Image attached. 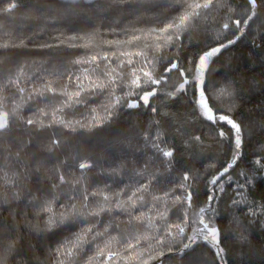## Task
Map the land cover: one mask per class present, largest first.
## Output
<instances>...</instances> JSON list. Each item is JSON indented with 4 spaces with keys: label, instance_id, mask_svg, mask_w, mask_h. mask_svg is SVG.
Masks as SVG:
<instances>
[{
    "label": "trees",
    "instance_id": "trees-1",
    "mask_svg": "<svg viewBox=\"0 0 264 264\" xmlns=\"http://www.w3.org/2000/svg\"><path fill=\"white\" fill-rule=\"evenodd\" d=\"M10 2L19 6L12 13H3L2 9ZM218 3L220 7L210 12L195 30L184 34L180 47L167 48L161 53L164 59L156 68L157 76L163 73L170 60L176 58L191 78L190 69L198 63L203 52L220 42L216 36L222 31L223 23L228 22L230 28L221 39L234 36L231 20L246 15L250 6L247 0H218ZM167 4L168 0H129L125 4H120L119 0H96L91 8L82 2L75 12H68L61 0H0V43L19 44L23 40L27 45L0 49L3 53L0 55V97L3 98L0 111L11 113L17 105H23L17 111L21 119L10 116L12 132L0 138V177L7 173L14 182L13 186V183L0 179V264H57V248L74 239L86 223L79 217H70V222L49 230L48 213L42 206L46 201H53L52 207L59 214L74 203L77 210L87 211L82 209L85 201L80 195L85 188L89 193L109 194L110 203L114 204L116 192L124 189L122 198L126 200L131 191L152 179L151 187L156 195L170 193L168 220L178 221L184 205H173L171 197L183 196L178 185L183 182L185 173L198 177L189 189L193 193L194 209L204 206L210 193L215 192V222L222 229L226 264H264V168L256 164L257 160L264 164V0H258V15L250 22L245 34L213 58L207 73L213 88L231 85L235 89L231 110L227 100L220 104V108L244 129L242 154L231 170L232 178H221L223 192L209 185L208 180L232 158L233 144L230 139L219 137L217 128H222L229 138L232 134L227 124L210 126L197 116L193 91L180 93L175 98L158 93L153 98L157 108L155 113L144 106L128 109L122 103L111 120L91 130L79 125L72 132L58 125L40 129L36 125L24 124L29 118L47 123L50 115L44 116L41 109L50 114L66 99L47 92L43 97L32 95L28 99L30 93L49 80L57 92L65 84L69 85V91L75 90L68 75H80L84 69L91 70L94 66L77 65L72 61L86 54L115 52L117 45H109L108 41H126L135 29L162 26L164 18L176 11V7ZM161 9H164L163 14L157 15ZM90 34H95V40L89 48H68L60 43L75 36L77 39L72 43L80 45L87 42ZM44 44L53 47L42 48ZM126 47L131 50L135 45H120V48ZM148 55H152L151 49ZM115 63L113 59V65ZM21 68L24 75L20 77L19 87L25 89L23 98L17 87L10 83ZM127 70L126 65L124 71ZM167 75V86L161 84L160 88L171 91L181 78L172 73ZM81 99L85 103L64 109L66 120L88 124L96 114L92 109L104 115L103 106L108 99L105 94L84 93ZM157 120L159 125L155 123ZM158 128L164 133L167 146L175 150L171 167L144 139L147 134L151 140ZM195 136H199L202 143L195 141ZM53 139H58L60 144L49 151ZM83 160L93 162L94 166L81 170L78 164ZM82 171L85 172L83 177ZM138 172L143 176L137 175ZM239 172L245 175H239ZM59 174L64 175L65 183L59 182ZM247 178L251 183L244 188L238 187ZM143 195L146 213L152 203L157 207L162 205L161 201H153L148 192ZM234 200L244 202L234 204ZM97 202H103L102 196H89L87 204L96 208ZM139 210V202L136 209L129 208L135 214ZM89 220L99 221L96 227L105 237L111 234L119 240L145 230L144 224L135 220L129 222V216L119 210L105 212L100 217L91 216ZM109 222L111 227L104 232ZM156 223L162 225L163 221L157 220ZM91 236L92 233L89 240ZM102 239L97 237V241ZM13 242L14 247L10 248ZM174 247L178 248L179 244ZM117 248L124 252L114 243L113 250ZM95 250V242L86 244L75 264H85ZM189 259L199 261V264L205 261L212 264L214 254L201 245L198 252L183 261L175 252L166 251L150 264H188Z\"/></svg>",
    "mask_w": 264,
    "mask_h": 264
},
{
    "label": "snow or ice",
    "instance_id": "snow-or-ice-1",
    "mask_svg": "<svg viewBox=\"0 0 264 264\" xmlns=\"http://www.w3.org/2000/svg\"><path fill=\"white\" fill-rule=\"evenodd\" d=\"M82 2L86 3L90 8L96 4V0H61L62 6L68 12H75L78 5ZM128 2L129 0H119L120 4ZM247 3L250 8L246 15L231 20V26L235 33L234 36L228 39H221L223 33L227 32L230 28L228 22L223 23L222 31L218 32L216 36V39L220 42L203 52L198 59V63L190 69L191 78H189V75L185 69L180 67V63L176 58L170 60L163 69V73L157 76L156 68L160 60L164 59L161 53L167 48L180 47L184 34L195 30L198 24L207 19L210 12L215 11L220 5L218 0H168L167 6L176 7V11L164 18L162 26L135 29L130 33V38L126 41H108L109 45H117L115 52L86 54L72 61L77 65L89 64L94 66L91 70L84 69L80 75H76L75 73L68 75V80L75 85V90L69 91V85L65 84L57 92V89L53 87V82L49 80L40 89L30 93L28 99H31L32 95L43 97L46 92L52 95L59 94L65 96L66 99L62 100L60 107L55 108L50 114L41 109L44 116L50 115L47 123L42 119L33 120L29 118L24 120V124L26 126L36 125L40 129L58 125L72 132H75L77 130L76 126L79 125L81 128L91 130L94 127H102L105 122L111 120L112 116L116 114L115 110L122 103L128 109H139L141 106H144L155 113L157 112V108L154 106L156 101L153 98L157 97L158 93L166 95L169 98H175L180 93L186 94L189 91H193L194 110L197 116L209 122L210 126H218L222 123L227 124L232 134L231 138H229L222 128H217L218 136L225 140L230 139V142L233 144L232 158L208 180L209 185L223 192L224 189L220 181L222 177L228 180L232 178L231 170L236 167L237 161L242 154L244 129L241 123L237 122L236 119L220 108V104L227 100L229 101V111L231 110L233 98L236 94L235 89L231 85L213 88L212 81L207 76V73L213 58L218 56L224 49L230 47V45L235 44L245 34V30L249 28L250 22L257 17V9L260 6L258 0H247ZM18 6V3L10 2L2 11L3 13H12ZM163 11L164 9H161L157 15H162ZM231 11L232 9L229 8V12ZM76 39L77 37L73 36L69 37L67 41L61 40L60 43L65 44L68 48H89L95 40V34H90L87 42L80 45L72 43ZM121 44L135 45V47L131 48V50L127 47L120 48ZM18 47H27V45L23 40L19 44L10 42L0 43V49L2 50ZM41 47L50 48L53 46L44 44ZM149 49L152 51L151 56L148 55ZM2 54L0 53V55ZM113 59L116 60L115 65H113ZM101 61H103V67H101ZM126 65L128 66V70L125 72ZM98 70L99 74L97 75ZM168 73L179 75L181 78L180 82L171 91H165L160 88L161 84L167 86ZM23 75V69L21 68L16 79L10 81V83L17 87L22 98L25 89L19 87V83L20 77ZM118 89H122L123 91L118 92ZM84 93H88L89 95L105 94L108 97L103 106L104 115H100L96 112V109H92L96 114L91 117L88 124H84L82 121L73 122L66 120L64 118V109L85 103L81 99ZM132 97H135V99H132ZM2 102L3 98L0 97V103ZM21 107H23L22 104L17 105L16 109H13L11 113L0 111V138L7 136L13 130V121L10 119V116L16 120L21 119V117L17 116V111ZM155 123L159 125L160 121L157 120ZM144 139L160 157L164 158L167 166L171 167L175 150L167 146V142L164 141V133L158 128L151 140H149L147 134H145ZM193 139L202 143L199 136H195ZM59 144L60 141L58 139H53L49 151L52 150V147H58ZM256 164L264 168V164H261L260 160H257ZM93 166V162L89 160H83L78 164L81 170L90 169ZM84 175L85 172L82 171L81 177ZM137 175L143 176V173L138 172ZM239 175H245V173L239 172ZM152 178H155V174H153ZM0 179H3L5 183L11 182L14 186V182L7 176V173H4ZM197 179L198 177H192L185 173L182 177L183 182L178 185L183 190V196L176 195L171 197L173 205L176 203L184 205L179 213V220L175 222L168 220V213L171 211L169 207L170 193L165 192L163 196L156 195L151 187L152 179H149L147 183L140 184L134 191H131L126 200L122 198L124 189L116 192L114 195L117 199L114 204L110 203L111 197L109 194L103 192L97 193L96 191L89 193L85 188L81 191L80 195L85 201L82 209H87V211L77 210L76 205L72 203L67 206L64 212L57 214L52 207L53 201H46L42 207L48 213L47 228L49 230L70 222V217H79L86 223V227L76 233L74 239L66 241L61 247L57 248V264H75L76 258L83 252L85 245L91 242H95L96 250L92 255L87 257L85 264H121V262L123 264H150L153 259L162 257L166 251L169 253L175 252L183 261L184 258L192 257L198 252L201 245L206 246L213 252L214 259L212 264H224L225 248L222 245L221 239L222 229L215 222V210L213 207L217 198L213 190L204 206H198L194 209L193 193L189 189L192 187V182ZM59 182L61 184L66 182L63 174H59ZM250 183L251 179L247 178L244 184H239L238 187L244 188L245 185ZM56 186L53 185V187ZM145 192L151 195L153 201H161L162 205L157 207L155 203H152L146 213L143 195ZM98 195L102 196L103 202H97L96 208H90L87 204L89 196L95 198ZM138 202L140 203L139 213L130 212L129 208L136 209ZM241 202L244 201H233L234 204ZM114 210L126 213L129 216V222L135 220L137 223L144 224L145 230L137 232L131 237L125 235L122 240L111 234L105 237L99 228L96 227L99 221H91L89 217H100L101 214L105 212L112 213ZM153 211L154 215L148 214L153 213ZM157 220L163 221V224L158 225L156 223ZM109 227H111L110 222L106 223L104 232H108ZM94 228L96 230L93 233ZM90 233H92V236L89 240ZM97 237H103L102 241H97ZM240 238L243 240V235ZM101 243L103 246H101ZM114 243L122 247L124 252H120L118 248L117 250H113ZM176 244H179L178 248L174 247ZM9 247H14V242L10 243ZM188 264H199V261L189 259ZM204 264H207V262L205 261Z\"/></svg>",
    "mask_w": 264,
    "mask_h": 264
},
{
    "label": "water",
    "instance_id": "water-1",
    "mask_svg": "<svg viewBox=\"0 0 264 264\" xmlns=\"http://www.w3.org/2000/svg\"><path fill=\"white\" fill-rule=\"evenodd\" d=\"M156 264H158V263H156ZM224 264H226V261L224 262Z\"/></svg>",
    "mask_w": 264,
    "mask_h": 264
}]
</instances>
